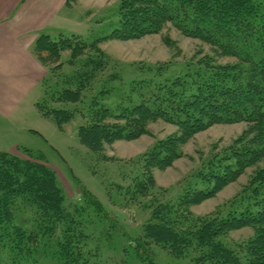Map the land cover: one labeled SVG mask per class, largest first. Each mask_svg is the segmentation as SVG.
<instances>
[{
    "label": "trees",
    "instance_id": "obj_1",
    "mask_svg": "<svg viewBox=\"0 0 264 264\" xmlns=\"http://www.w3.org/2000/svg\"><path fill=\"white\" fill-rule=\"evenodd\" d=\"M77 1L65 0V6ZM165 24L206 42L240 66L215 65L206 59L172 79L135 81L114 109L103 103L111 90L100 89L86 113L79 111L85 123L78 128V140L100 155L116 141L147 134L148 125L156 121L176 126L178 136L141 156L147 185L136 183L135 190L145 195L153 186L152 170L171 166L180 157L179 147L197 132L214 124L257 125L258 134L236 151L210 155L188 176L176 203L150 204L151 215L131 251L143 264H156L155 246L177 259L194 254L189 264H264V167L250 175L247 187L223 211L187 223L193 217L190 206L211 198L264 161V0H120L118 27L105 38L135 40ZM98 42L87 44L75 34H41L34 42V56L53 77L62 68L64 51H69L71 64L86 49L96 56L83 62L80 74L78 70L62 79L61 90L47 93L46 87V98L35 104L37 113L53 119L59 128L73 119L74 112L49 108L47 103L82 101L94 74L107 63ZM21 150L20 154L0 150V264H89L90 251L77 219L86 208L68 210L55 172L41 155ZM82 193L86 206L103 211L95 195L85 188ZM243 227L254 233L236 247L219 239Z\"/></svg>",
    "mask_w": 264,
    "mask_h": 264
},
{
    "label": "rangeland",
    "instance_id": "obj_2",
    "mask_svg": "<svg viewBox=\"0 0 264 264\" xmlns=\"http://www.w3.org/2000/svg\"><path fill=\"white\" fill-rule=\"evenodd\" d=\"M119 3L120 0H78L54 14L53 22L43 33L52 37L75 34L87 44L99 40L98 46L106 57L105 67L94 74L81 102L47 103L49 108L73 111V119L59 128L53 119L41 117L35 104L46 98V87L47 93L61 90L62 79H68L78 70V74L83 71V62L96 57L88 49L74 64L68 63L69 51L62 52L63 65L59 73L53 77L48 72L22 103L14 125L7 126L5 131L0 130V150L6 151L17 144L20 150L12 154H20L25 148L41 155L44 163L55 172L56 183L64 198L63 205L70 211L79 206L86 208L77 219L84 233L86 249L90 251L91 264H143L133 255L131 248L143 234L151 215L150 204L176 203L183 193L186 178L210 155L234 152L258 134V126L248 123L214 124L197 132L179 147L180 157L171 166L152 170L153 186L145 195L135 190L136 183L147 185L141 156L154 145L178 136L176 126L156 121L148 125L147 134L135 140L116 141L104 147L100 155L83 146L77 132L85 120L79 111L86 113L90 99L100 89L111 90L103 98V103L114 109L120 98L130 92L135 81L172 79L189 66L207 63L206 59L215 65L240 66L235 59L223 56L206 42L184 36L171 24L135 40L105 38L118 27ZM263 167L264 161L259 160L211 198L190 206L193 219L188 217L187 223L195 222V217L204 219L217 210L223 211L226 204L247 187L250 175ZM82 188L95 195L103 211L97 212L93 206L85 205ZM253 233L252 228L243 227L230 230L219 239L236 247ZM153 250L156 264H189L194 255L190 253L177 259L160 246Z\"/></svg>",
    "mask_w": 264,
    "mask_h": 264
},
{
    "label": "crops",
    "instance_id": "obj_3",
    "mask_svg": "<svg viewBox=\"0 0 264 264\" xmlns=\"http://www.w3.org/2000/svg\"><path fill=\"white\" fill-rule=\"evenodd\" d=\"M64 7L65 0H0L1 131L14 125L28 94L45 79L47 69L34 56L33 45ZM18 150L14 144L6 152Z\"/></svg>",
    "mask_w": 264,
    "mask_h": 264
}]
</instances>
